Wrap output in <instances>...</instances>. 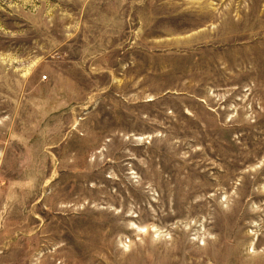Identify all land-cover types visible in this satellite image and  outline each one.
I'll return each mask as SVG.
<instances>
[{
  "label": "rangeland",
  "instance_id": "1",
  "mask_svg": "<svg viewBox=\"0 0 264 264\" xmlns=\"http://www.w3.org/2000/svg\"><path fill=\"white\" fill-rule=\"evenodd\" d=\"M0 264H264V0H0Z\"/></svg>",
  "mask_w": 264,
  "mask_h": 264
}]
</instances>
